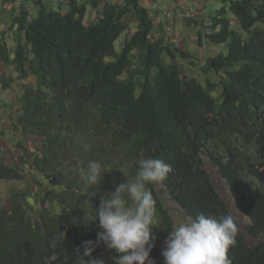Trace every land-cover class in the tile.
<instances>
[{
	"label": "trees",
	"instance_id": "trees-1",
	"mask_svg": "<svg viewBox=\"0 0 264 264\" xmlns=\"http://www.w3.org/2000/svg\"><path fill=\"white\" fill-rule=\"evenodd\" d=\"M4 1L12 7L0 65L14 76L3 73L0 84L30 75L36 84H22L13 120L21 165L5 161L0 138V181L23 180L25 162L32 171L27 187L9 190L0 204V264H113L103 242L91 257L83 242L97 241L101 197L133 179L142 157L172 168L163 187L148 185L156 209L150 258L164 264L175 223L161 189L186 215H231L202 154L260 237L248 245L234 220L231 264H264V0H218L215 12L191 19L198 47L223 46L200 63L165 36L171 16L151 15L141 0H31L33 11ZM92 160L106 170L99 185L86 180Z\"/></svg>",
	"mask_w": 264,
	"mask_h": 264
},
{
	"label": "clouds",
	"instance_id": "clouds-1",
	"mask_svg": "<svg viewBox=\"0 0 264 264\" xmlns=\"http://www.w3.org/2000/svg\"><path fill=\"white\" fill-rule=\"evenodd\" d=\"M167 12L173 11L167 9ZM136 164L138 169L133 179L117 185L109 196L101 197L98 218L102 231L97 233L96 242H83L84 256L91 257L98 244L103 242L114 252L113 264H154L150 252L155 242L156 209L148 185L163 187L172 168L164 160L152 157H142ZM104 172L100 162L89 161L87 183L99 185ZM231 215L217 217L201 213L179 218L164 241L161 252L164 264H231L228 252L236 244L238 231ZM50 260H55V256ZM87 264H105V261L92 258Z\"/></svg>",
	"mask_w": 264,
	"mask_h": 264
},
{
	"label": "rangeland",
	"instance_id": "rangeland-1",
	"mask_svg": "<svg viewBox=\"0 0 264 264\" xmlns=\"http://www.w3.org/2000/svg\"><path fill=\"white\" fill-rule=\"evenodd\" d=\"M21 1V0H20ZM53 3L61 2L64 0H52ZM83 1V0H81ZM103 2L104 0H100ZM168 1V2H167ZM29 0L27 1V5ZM51 0H45V3H50ZM26 4V2H23ZM141 6L148 8L151 15H163V13H167L170 15L169 25L171 27V31L169 35H165L168 40H173L176 45L182 49L183 51L188 52L190 55L195 56V62L200 63L208 56L215 55L223 46L221 45H204L202 47H198L197 45V26L195 23L191 21V19H199L200 17H204L208 15V13L212 10L215 12L217 8L220 6V3L217 0H206L205 6H201V4H196L194 1L192 4H195L192 10L186 9V12L177 13L174 11L172 13L167 12V8L169 5V0H159L158 7L160 8V12H158V7L156 4L151 5L147 0L141 1ZM184 4V3H183ZM187 4V3H186ZM19 6V5H18ZM17 6V7H18ZM12 3H7L2 0L1 4V15L0 21L3 23V26H7L9 23V15L7 12L11 10ZM30 10L33 11L32 3L28 6ZM66 8V7H65ZM89 16L87 19L92 18V9L88 8ZM162 10V11H161ZM166 11V12H165ZM177 15V16H176ZM93 20V18H92ZM125 33H123L120 38L116 41V47L120 49V43L124 39ZM182 67H187V62H182ZM3 70L5 76H14V70L10 65L3 66ZM1 75V69H0ZM36 84L35 77L29 76L25 80H14L11 86L7 89H4L0 84V138H1V149L2 152L5 153V161L9 164H19L21 165L22 161V154L20 146L18 145L17 141L21 140V134L19 131L13 129V120L17 116V107H18V95L21 91L22 84ZM23 147L28 150V153L31 154L33 149V144L31 143L30 139L26 140L22 143ZM202 159L204 162V167L207 170L211 181L213 182L216 190L218 191L220 197L225 201L228 205V208L231 211V214L234 220L239 225V228L242 232L243 238L245 242L253 246L260 240L259 236H253L250 232L251 229V221L243 214L235 204L234 197L230 191L228 184L226 183L225 179L220 174L217 166L212 162L208 155L202 154ZM29 163L25 162L22 165L21 173L24 176L23 180H10V181H0V204L7 199V192L9 190H22L27 187V181L30 180L32 175V171L28 168ZM48 188L56 191L52 187L47 186ZM160 196L165 201V204L168 208V211L175 223L179 218L186 215L184 211L172 200L170 199L166 190H160Z\"/></svg>",
	"mask_w": 264,
	"mask_h": 264
},
{
	"label": "crops",
	"instance_id": "crops-1",
	"mask_svg": "<svg viewBox=\"0 0 264 264\" xmlns=\"http://www.w3.org/2000/svg\"><path fill=\"white\" fill-rule=\"evenodd\" d=\"M27 1L28 0H14V6H25V4L23 2H26L27 4ZM31 0H29L30 2ZM52 1V0H51ZM109 1V0H107ZM110 1H121V0H110ZM143 1V0H141ZM149 3H151V5H154L156 4L157 7H158V4H159V0H147ZM193 1L196 3V4H201V6H205V1L206 0H186V2L184 3L183 0H169V5H168V10H172V11H175L177 12L178 14L179 13H182V12H186V9L188 10H192L195 6V4H192ZM218 1V0H217ZM28 2V4H29ZM58 3V2H57ZM184 3V4H183ZM187 3V4H186ZM1 4H2V0H0V15H1ZM29 6V5H27ZM26 7V6H25ZM158 12H160V8L158 7ZM8 13V12H7ZM5 27L3 26V23L0 21V33L1 31L4 29ZM1 35V34H0ZM0 69H1V75L3 74L4 70H3V67L0 65Z\"/></svg>",
	"mask_w": 264,
	"mask_h": 264
},
{
	"label": "bare ground",
	"instance_id": "bare-ground-1",
	"mask_svg": "<svg viewBox=\"0 0 264 264\" xmlns=\"http://www.w3.org/2000/svg\"><path fill=\"white\" fill-rule=\"evenodd\" d=\"M168 2V1H167Z\"/></svg>",
	"mask_w": 264,
	"mask_h": 264
}]
</instances>
